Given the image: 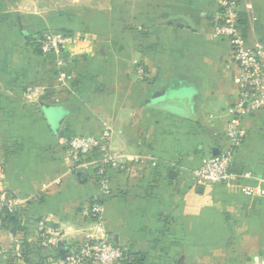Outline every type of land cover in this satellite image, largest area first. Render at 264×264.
Here are the masks:
<instances>
[{
    "label": "crops",
    "instance_id": "crops-1",
    "mask_svg": "<svg viewBox=\"0 0 264 264\" xmlns=\"http://www.w3.org/2000/svg\"><path fill=\"white\" fill-rule=\"evenodd\" d=\"M39 1L0 0V33L9 38L0 41V115H10L0 121V190L21 199L39 196L25 207L24 229L0 237V264H62L57 244L69 253L85 235L107 237L128 259L140 256L141 264L166 258L251 264L264 254V198L193 181L202 162L226 146L227 111L237 95L230 49L212 33L218 0H104L103 13L93 9L78 28L84 35L75 37L86 41L66 49L78 62L66 78L75 87L65 88L69 81L63 80L56 89L48 67L37 76L36 59L26 57L17 40L18 30L44 27L34 8ZM240 10L247 44L264 49V0H241ZM12 65L21 67L12 72ZM35 81L43 91L28 90ZM242 125L246 137L234 169L263 177L264 113ZM103 130L111 132L110 147L119 157L97 221L88 214L99 195L93 176L84 173L79 181L70 172L63 144L68 136ZM42 228L57 234L55 245L41 246L51 238ZM14 242L27 260L12 259Z\"/></svg>",
    "mask_w": 264,
    "mask_h": 264
},
{
    "label": "built area",
    "instance_id": "built-area-1",
    "mask_svg": "<svg viewBox=\"0 0 264 264\" xmlns=\"http://www.w3.org/2000/svg\"><path fill=\"white\" fill-rule=\"evenodd\" d=\"M241 0H218L217 13L212 20L213 36L224 40L230 49V60L238 69L237 95L228 108L224 137L226 146L216 155H211L194 171L195 187L224 186L236 189L248 198H264V176L255 177L247 172L234 169L236 151L242 145L246 132L243 119L264 113V49L261 45L249 46L241 30V22L245 14L240 10ZM251 6H246V12ZM81 37L71 35L44 33L34 37L33 44L40 53H62L67 47L80 41ZM84 38L81 41H86ZM137 74L142 77L143 71L138 68ZM111 132L103 130L98 136L71 135L64 139V150L69 170L73 174L88 173L93 176L99 195L92 198L88 206V214L99 221L106 199L111 195L109 170L117 166L118 154L110 147ZM1 176V175H0ZM59 180L54 184L58 185ZM48 189L42 186V191ZM34 195L21 199L0 190V237L8 232L4 227L5 215H12L24 210L30 201H38ZM45 234L42 247L56 244L57 234L52 229L42 228ZM10 256L21 261L23 251L21 243L14 242ZM128 260L127 253L115 247L107 237L93 238L86 236L75 243L62 264H122ZM251 264H264V254L255 255Z\"/></svg>",
    "mask_w": 264,
    "mask_h": 264
},
{
    "label": "rangeland",
    "instance_id": "rangeland-1",
    "mask_svg": "<svg viewBox=\"0 0 264 264\" xmlns=\"http://www.w3.org/2000/svg\"><path fill=\"white\" fill-rule=\"evenodd\" d=\"M118 1V0H115ZM112 3V1H110ZM107 1L104 0H40L37 2V5H35L34 8L39 9L41 17L43 16V20L40 18L39 22L44 23V27L40 30V32H33L31 30L29 31H20L19 36L17 37V40L19 42H23L24 47L26 51H28L29 55H26V57L30 56L31 58L36 59L33 63V71H38L48 67V75L50 82L52 83V88L56 89V86H61L63 83V80H67L68 76H70L72 68H75V65L78 63L76 60H69V54L64 50L62 53L54 54V53H40L37 50L32 49V45L30 44V41L32 37L34 36H40L44 33H54L55 34H64V35H84V32H79L78 28L86 26L88 24V18L91 15V11L94 9L97 12L103 13V10L107 6ZM99 15V14H97ZM45 16V17H44ZM26 22L30 21H22L20 20L18 22L19 25H25ZM62 24V25H61ZM29 25V24H27ZM63 26H72L74 27V30H63ZM7 35V34H6ZM5 34L0 33V41H7L9 38ZM25 35V37L23 36ZM1 39V37H3ZM83 39V38H82ZM80 39V40H82ZM9 53H14L15 51H8ZM7 51H4L5 54H8ZM14 56V55H13ZM83 58V56H82ZM46 65V66H45ZM141 66V65H139ZM21 66L18 65H12V67L8 68L12 72L20 69ZM142 67V66H141ZM143 68V67H142ZM144 69V68H143ZM133 72H135V68H133ZM67 78V79H66ZM69 81V80H67ZM75 81L70 80L65 88H72L75 87ZM65 85V84H63ZM43 87L41 83L30 82V87L28 90L33 92L43 91ZM37 98H40L42 100V97L39 95ZM34 99V98H32ZM10 115H0V121H5ZM7 148V147H6ZM4 150V149H3ZM7 149H5V152ZM1 167V164H0ZM128 264V261H124L122 264ZM179 259H173L171 263L167 261V258L163 260L162 262H158L155 264H179Z\"/></svg>",
    "mask_w": 264,
    "mask_h": 264
},
{
    "label": "trees",
    "instance_id": "trees-1",
    "mask_svg": "<svg viewBox=\"0 0 264 264\" xmlns=\"http://www.w3.org/2000/svg\"><path fill=\"white\" fill-rule=\"evenodd\" d=\"M241 30H242L243 35H245V33H246L245 21L241 22ZM24 211H25V209L18 211L12 215H5V217L3 218L4 227L7 230H9L12 234H14L17 231H21L22 229H24L22 226V222L20 221V219H22L24 217V215H23ZM22 251H23L24 259L27 260V258H26L27 253H25L24 250H22ZM126 261H128V264H141V259H140V256H138V255H133V256H131L130 259H128Z\"/></svg>",
    "mask_w": 264,
    "mask_h": 264
},
{
    "label": "water",
    "instance_id": "water-1",
    "mask_svg": "<svg viewBox=\"0 0 264 264\" xmlns=\"http://www.w3.org/2000/svg\"><path fill=\"white\" fill-rule=\"evenodd\" d=\"M217 153H218V151L214 152L213 155H216ZM76 177L79 181H81V180L85 179V174L84 173H77ZM201 190L202 189H199V192H201ZM57 255H58L60 261H62V262L65 260V258L68 255V251L63 246H61V244H59V243L57 244Z\"/></svg>",
    "mask_w": 264,
    "mask_h": 264
}]
</instances>
